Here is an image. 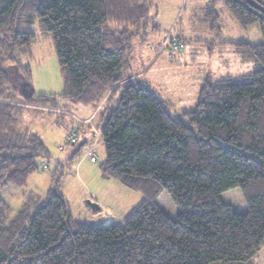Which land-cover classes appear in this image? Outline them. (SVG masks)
Listing matches in <instances>:
<instances>
[{
	"label": "trees",
	"instance_id": "obj_1",
	"mask_svg": "<svg viewBox=\"0 0 264 264\" xmlns=\"http://www.w3.org/2000/svg\"><path fill=\"white\" fill-rule=\"evenodd\" d=\"M219 4L241 28L258 25L260 44L228 43L257 68L206 79L194 107L171 111L130 54L134 39L156 30L147 0H0V191L24 187L50 157L22 126L23 105L103 101L99 168L142 196L121 222L95 227L73 217L54 172L52 189L24 195L17 211L0 199V264H253L264 244V0H210L217 37ZM38 33L52 40L63 89L21 100L5 67L28 73L23 57ZM236 188L245 213L221 199ZM163 192L175 218L156 202Z\"/></svg>",
	"mask_w": 264,
	"mask_h": 264
},
{
	"label": "rangeland",
	"instance_id": "obj_2",
	"mask_svg": "<svg viewBox=\"0 0 264 264\" xmlns=\"http://www.w3.org/2000/svg\"><path fill=\"white\" fill-rule=\"evenodd\" d=\"M147 2L152 17L149 29L155 27L156 30L134 39L131 42L130 54L139 75L141 74V80L158 93L171 111H177L182 106L194 107L197 91L204 80L236 78L257 68L252 63H241L234 49L228 45L238 41L260 44L262 39L257 24L241 28L229 15L225 6L219 4L216 10L222 33L217 37L211 33L210 22L206 21L210 0H147ZM110 27L115 28L114 25ZM171 34L182 39L181 48L165 47L172 38ZM23 59L24 65L27 66V74L25 70L16 66L5 67L12 89L18 92L21 100L23 97L19 84L27 80L35 95L61 93L63 77L52 40L48 35L38 33L36 41ZM103 105L105 102L102 101L98 106ZM63 106L60 100L55 107L23 105L25 112L22 116V126L42 137L50 157L38 161L39 171L29 177L24 187H6L0 191V199L13 211H17L24 195L31 191L46 193L53 187L51 174L57 172L60 191L68 202L73 217L85 220L87 212L85 205L90 201L101 207L110 206L121 220L141 202V194L102 174L99 166L104 160V147L102 140H99L100 137L96 140L93 137L87 145L80 144L82 138L79 137L76 144L67 143V135L71 132L68 121L73 117L64 114V122L55 124L54 118L48 116L54 112L62 114ZM75 118L73 120L76 125ZM80 123L78 124L81 125ZM86 147L91 148L94 159L90 156L83 157ZM79 149L81 150L77 151ZM45 166L48 170H42ZM221 199L231 205L237 213H240L242 207L244 212L246 211L244 199L238 188L223 193ZM156 202L168 216L176 217L178 209L166 192L161 193Z\"/></svg>",
	"mask_w": 264,
	"mask_h": 264
},
{
	"label": "crops",
	"instance_id": "obj_3",
	"mask_svg": "<svg viewBox=\"0 0 264 264\" xmlns=\"http://www.w3.org/2000/svg\"><path fill=\"white\" fill-rule=\"evenodd\" d=\"M61 104L64 105L63 106L64 110H63L62 114H58L57 112L56 113L54 112V113L48 115L49 117L54 118L55 124H61L64 122V120H65L64 114L66 116L73 117V119H74V117H76L75 120H76L77 124L75 125V122L73 119H69L68 126H70L71 131L74 130L79 135L78 136L79 138H82L80 144L87 145L88 143H90V140L93 137L95 140L98 137H100L99 130L96 131V127H97L96 125H97V122L99 121V117H100L99 112H101L102 108L105 105H103L101 107L100 106L93 107V106H83V105H69V104L65 105V103H61ZM182 107H180V108H182ZM88 119H90V123H91L90 125H88L85 122ZM101 121H102V119H101ZM80 122H82V123H80ZM78 123H80L81 125H79ZM75 127H77L78 129L75 130L74 129ZM31 132H34V131H31ZM34 133H36V132H34ZM36 134H38V133H36ZM41 139H42V137H41ZM99 140H100V138H99ZM90 149L91 148H89V147H86V149L84 148V150H86V152H87V150H90ZM83 157H86V156H83ZM49 189H52V187H50ZM31 192H33V191H31ZM31 192H29V193H31ZM35 193H38V192H35ZM40 194H45V193H40ZM102 207L100 206L99 211H95V210H92L86 204L85 208H86L87 212L85 213V220H83L82 222L87 223V224L92 225V226H95V227H103V226H107V225H110L113 223H118V222L122 221L123 218L120 220V217H118L117 213L113 210V208H111L110 206H105V207H103L104 209L101 210ZM245 212H244V207H242L240 213H245ZM78 220H80V219H78ZM253 264H264V244L261 246V249L258 252V254L254 257Z\"/></svg>",
	"mask_w": 264,
	"mask_h": 264
},
{
	"label": "built area",
	"instance_id": "obj_4",
	"mask_svg": "<svg viewBox=\"0 0 264 264\" xmlns=\"http://www.w3.org/2000/svg\"><path fill=\"white\" fill-rule=\"evenodd\" d=\"M171 47H174L175 49H179V48H181L182 47V45L181 44H179L177 41H175V40H171ZM86 123L87 124H90V120H86ZM67 143L68 144H72V145H74V144H76L77 142H78V134H76V132L75 131H71L68 135H67ZM84 156H90V157H92L93 156V152H92V150L90 149V150H88L86 153H85V155ZM93 159H94V157H92ZM44 167V166H43ZM42 167V170H48V169H46V167L47 166H45V169Z\"/></svg>",
	"mask_w": 264,
	"mask_h": 264
},
{
	"label": "water",
	"instance_id": "obj_5",
	"mask_svg": "<svg viewBox=\"0 0 264 264\" xmlns=\"http://www.w3.org/2000/svg\"><path fill=\"white\" fill-rule=\"evenodd\" d=\"M33 93V89L32 88H29L27 90H24L22 92V96L25 97V98H28L32 95ZM81 146V145H80ZM87 205L92 209V210H100V206L97 204V203H94V202H90V201H87Z\"/></svg>",
	"mask_w": 264,
	"mask_h": 264
}]
</instances>
